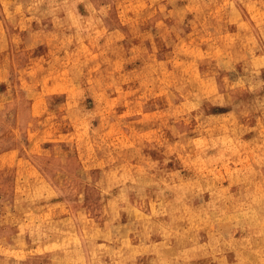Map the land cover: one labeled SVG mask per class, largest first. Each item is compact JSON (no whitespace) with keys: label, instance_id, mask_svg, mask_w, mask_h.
<instances>
[{"label":"rangeland","instance_id":"obj_1","mask_svg":"<svg viewBox=\"0 0 264 264\" xmlns=\"http://www.w3.org/2000/svg\"><path fill=\"white\" fill-rule=\"evenodd\" d=\"M0 264H264V0H0Z\"/></svg>","mask_w":264,"mask_h":264}]
</instances>
